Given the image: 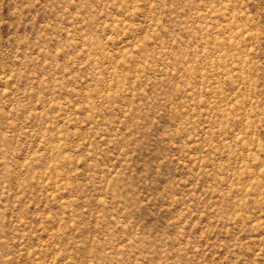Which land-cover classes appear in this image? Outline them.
<instances>
[{
    "label": "rangeland",
    "instance_id": "obj_1",
    "mask_svg": "<svg viewBox=\"0 0 264 264\" xmlns=\"http://www.w3.org/2000/svg\"><path fill=\"white\" fill-rule=\"evenodd\" d=\"M0 264H264V0H0Z\"/></svg>",
    "mask_w": 264,
    "mask_h": 264
}]
</instances>
